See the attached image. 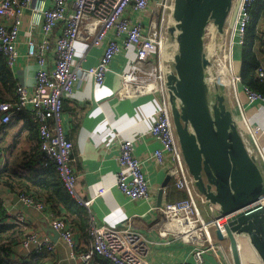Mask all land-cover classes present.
Returning <instances> with one entry per match:
<instances>
[{
	"label": "built area",
	"instance_id": "2783aa9c",
	"mask_svg": "<svg viewBox=\"0 0 264 264\" xmlns=\"http://www.w3.org/2000/svg\"><path fill=\"white\" fill-rule=\"evenodd\" d=\"M175 0H0V54L12 68L19 58V38L27 10L31 12L32 25L40 28L39 40L27 41V56L37 64L36 81L32 89L18 84L17 100H0V126L8 124L16 114L28 110L38 126L43 164L56 168L69 194L79 205L89 207L94 199L83 200L77 194L78 177L71 165L72 142L63 127L64 98L71 95L75 86L89 78L97 85L105 82L116 58L131 49L135 51L129 70L122 72L121 97L129 94L151 95L156 104L155 118L149 136L159 147L152 160L166 174L175 177L176 188L185 197L175 201L165 200L159 207L164 215L163 229L169 230L185 242L197 245L193 256L201 264L206 251L223 250L225 240H218L215 231L225 234L227 218H215L213 212L204 215L201 203L207 204L195 187L177 137L165 78V36L172 18ZM256 0H234L223 34L208 35L207 43H219V51L207 48L211 60L208 67L210 84L230 90L245 121L248 138L252 142L258 161L264 166L260 146L263 128L251 124L245 117V106L239 99L244 91L248 105L264 104V95L247 86L240 88L241 74L235 68L234 49L247 43L248 28L252 20L251 8ZM82 39L102 53L98 63L90 67L76 64V42ZM264 46V41H263ZM54 66L48 68V59ZM260 77L264 70L258 69ZM244 135V134H243ZM120 142L117 188L129 200L151 201V184L144 163L136 155V140ZM248 147V146H247ZM249 149V148H248ZM101 189L99 194H103ZM166 197V189H163ZM19 200L26 206L35 205L44 210V204L31 195L21 192ZM201 197V198H200ZM1 199V197H0ZM202 199V200H200ZM203 206V205H202ZM210 213L211 207L208 206ZM51 226L71 247H75L73 227L51 213ZM16 223L26 221L23 215ZM7 222L1 221L0 224ZM14 222V223H15ZM90 247L79 257L78 264H90L95 256L109 264H154L142 259L143 236L129 228H112L91 221ZM26 253L52 252L55 245L38 232H28L21 240ZM176 264H191L187 261Z\"/></svg>",
	"mask_w": 264,
	"mask_h": 264
},
{
	"label": "crops",
	"instance_id": "0c3cea01",
	"mask_svg": "<svg viewBox=\"0 0 264 264\" xmlns=\"http://www.w3.org/2000/svg\"><path fill=\"white\" fill-rule=\"evenodd\" d=\"M30 18L31 12L27 10L20 30V55L11 69L18 84L32 89L36 81L37 64L34 58L27 56L26 43L29 39L39 40L41 35L40 28L32 25ZM260 28L264 32V22L261 23ZM238 47L242 51L243 48ZM101 53L102 50L91 46L89 41L79 39L76 42L77 65L82 67L94 66L98 63ZM134 56L135 51L133 49L122 53L116 58L104 84L97 85L92 78H89L77 84L73 93L64 98L62 122L65 134L73 144L71 165L78 177L77 194L83 200L94 199L89 207L81 206L84 213L74 217L77 219L76 223L70 218L71 221L65 219L67 210L63 206L52 210L42 202L44 210H39L35 205H24L22 201L17 199L18 195L6 186L0 187L1 201L7 210V218L5 219L7 222L3 224L14 223L16 216L23 215L26 221L21 225L24 226L26 233L38 232L41 236L48 237L49 240L51 239L43 227L51 226V213L57 218L65 219L73 227L75 247L71 248L60 236L58 241L51 240L55 249L52 252L41 253L47 259L48 264H78L80 255L90 247L89 228L91 221L112 228L129 227L139 232L144 238L142 259L146 262L176 264L187 261L196 264L193 253L197 245L192 242H185L169 230L163 229L165 219L159 207L165 200L175 201L185 193L176 188L175 177L166 174L156 166L151 158L154 150L159 147L158 142L148 134L155 118L156 104L151 95L129 94L121 97L119 94L122 86L121 74L129 70ZM259 57L262 61L260 68L264 70V48ZM53 66V60L49 57L48 68H53ZM241 69L242 61L236 70L240 73ZM239 85L241 88L242 82ZM220 89L222 90V88ZM222 92L226 96L229 108L234 112L249 151L258 157L254 152L251 140L248 138L245 121L235 98L230 90L225 89ZM239 99L246 108L244 112L246 119L251 124L263 128L259 141L264 154V104L248 105L247 96L241 90L239 91ZM25 115L27 114L25 113ZM27 117L25 116V118ZM25 118L18 121L15 129L10 128L8 134L1 133L0 141L5 144L4 146L12 142L14 135L25 124ZM141 136H143L142 140H136V155L144 163L150 180V202L129 200L116 186L120 142L125 139L134 140L137 137L141 138ZM258 163L264 173L263 164L260 161ZM101 189L105 190L103 194H99ZM161 189H166V197L163 193L161 198L159 197ZM202 205L204 215L208 216L210 213L207 204ZM223 243L225 245L223 250L206 251L201 264H234L230 246L228 247L227 242ZM30 256L22 250L20 244L14 246L11 252V258L16 261L27 260ZM90 264L109 263L103 262L101 257L95 256Z\"/></svg>",
	"mask_w": 264,
	"mask_h": 264
},
{
	"label": "water",
	"instance_id": "95a60500",
	"mask_svg": "<svg viewBox=\"0 0 264 264\" xmlns=\"http://www.w3.org/2000/svg\"><path fill=\"white\" fill-rule=\"evenodd\" d=\"M234 0H175L165 36V78L173 123L195 187L215 218H227L225 234L234 264H244L247 239L264 264V173L251 154L234 112L208 78V35L223 34ZM170 177V176H169ZM163 190H160L161 198ZM19 200V197H17ZM52 241L60 233L43 227Z\"/></svg>",
	"mask_w": 264,
	"mask_h": 264
},
{
	"label": "trees",
	"instance_id": "16d2710c",
	"mask_svg": "<svg viewBox=\"0 0 264 264\" xmlns=\"http://www.w3.org/2000/svg\"><path fill=\"white\" fill-rule=\"evenodd\" d=\"M251 15L247 43L242 46L241 82L244 86L264 95V76L260 77L258 74V69L262 65L259 55L264 48V32L260 30L261 23L264 22V0L254 2ZM17 85L18 82L6 57L0 54V100L15 102ZM21 113L23 115L26 113L25 116L28 117L25 118L20 115ZM24 118L25 124L14 135L11 143L4 146L5 144L0 141V187L6 186L17 195L25 192L35 200L45 203L52 210L63 206L67 210L65 219L70 218L76 223L77 219L74 217L84 213L83 206L81 207L69 194L56 168L53 165L43 164L38 126L32 121L30 112L22 110L18 113L8 124L1 127L0 135L8 134L10 128L15 129L18 121ZM184 197L185 194L179 199ZM6 218L7 210L0 199V222ZM21 224L16 222L0 224V264H48L41 253L32 254L24 261L11 258L13 247L21 243L26 233Z\"/></svg>",
	"mask_w": 264,
	"mask_h": 264
},
{
	"label": "rangeland",
	"instance_id": "374dc122",
	"mask_svg": "<svg viewBox=\"0 0 264 264\" xmlns=\"http://www.w3.org/2000/svg\"><path fill=\"white\" fill-rule=\"evenodd\" d=\"M241 57H242V51L240 50V48L237 46L236 50L234 49V63H235V68L238 69L240 67V63H241ZM201 198V197H200ZM204 198V197H202ZM202 200V199H200ZM204 205L205 203L202 202L201 205ZM245 238H242L241 240H244ZM246 240V239H245ZM227 244L229 247V241L227 240ZM248 246H246L243 250H242V260L244 264H259L258 262V257L256 256V254L254 253L252 247L249 246V244L247 243Z\"/></svg>",
	"mask_w": 264,
	"mask_h": 264
},
{
	"label": "bare ground",
	"instance_id": "6f19581e",
	"mask_svg": "<svg viewBox=\"0 0 264 264\" xmlns=\"http://www.w3.org/2000/svg\"><path fill=\"white\" fill-rule=\"evenodd\" d=\"M243 130H245V129L243 128ZM247 242H248V241H246V240H245V241H243V240L241 241V244H240L241 251H242L246 246H248V245H247ZM248 243H249V242H248ZM249 246H250V245H249ZM248 264H249V263H248Z\"/></svg>",
	"mask_w": 264,
	"mask_h": 264
}]
</instances>
